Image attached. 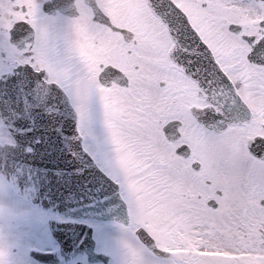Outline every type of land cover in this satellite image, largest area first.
Here are the masks:
<instances>
[{
  "label": "snow or ice",
  "instance_id": "obj_1",
  "mask_svg": "<svg viewBox=\"0 0 264 264\" xmlns=\"http://www.w3.org/2000/svg\"><path fill=\"white\" fill-rule=\"evenodd\" d=\"M86 2L84 34L119 44L103 59L59 17L34 49L0 44L24 162L66 140L103 167L126 214L116 264H264V0ZM10 247L0 264H24Z\"/></svg>",
  "mask_w": 264,
  "mask_h": 264
},
{
  "label": "water",
  "instance_id": "obj_2",
  "mask_svg": "<svg viewBox=\"0 0 264 264\" xmlns=\"http://www.w3.org/2000/svg\"><path fill=\"white\" fill-rule=\"evenodd\" d=\"M57 89L58 85H52L48 91L55 96L58 94ZM18 117H22V114L0 98L1 122L18 140L15 145L0 146V172L18 195L40 208L60 210L71 217L125 221L123 217L126 214L119 210L105 174L96 166H85L78 159L73 160L68 155L71 149L66 140L62 152L51 151L49 145L31 165L25 163L22 154L28 150L25 149L27 145L22 143V130L14 123ZM49 224L61 246L53 253H45L48 261L70 259L82 249L90 257L94 256L93 243L89 239L91 233L85 228L77 225L62 227L61 223L54 221Z\"/></svg>",
  "mask_w": 264,
  "mask_h": 264
},
{
  "label": "flooded vegetation",
  "instance_id": "obj_3",
  "mask_svg": "<svg viewBox=\"0 0 264 264\" xmlns=\"http://www.w3.org/2000/svg\"><path fill=\"white\" fill-rule=\"evenodd\" d=\"M96 2L102 4L104 0H96ZM43 4L44 0H0V44L20 53L34 49L48 27L45 23L46 18L59 17L61 24L66 23L74 33L80 34L79 49L90 62L103 59L101 53L118 51L119 44L115 39L109 37L102 44L96 45L88 35L84 34L81 20L89 16L91 8L86 0H49L46 10L41 7ZM48 82L58 83L54 78L46 81L45 84ZM6 141L13 140L9 130L0 126V144ZM49 218H58V216L34 208L17 198L0 177V237H3L11 245L10 260H18L23 257L24 264H50L41 262L30 254L32 248L41 250L55 248V242L53 246L44 245L45 242L49 243L52 240L48 224H46ZM22 220L28 224H35L31 232L28 235L21 232L20 236L11 234L15 227L19 229L24 227ZM116 224L119 226L122 223L95 222L94 228L95 225L103 227ZM109 235L112 233L109 232ZM75 261L89 264L86 257L82 255L77 256ZM116 261L117 255H113L108 264H116Z\"/></svg>",
  "mask_w": 264,
  "mask_h": 264
},
{
  "label": "rangeland",
  "instance_id": "obj_4",
  "mask_svg": "<svg viewBox=\"0 0 264 264\" xmlns=\"http://www.w3.org/2000/svg\"><path fill=\"white\" fill-rule=\"evenodd\" d=\"M23 221V225L24 227H21L20 229L15 227L12 231H11V234L13 235H18L20 236L21 235V232L22 233H25L26 235H28L31 230L33 229V227L35 226V224H28V222H26L25 220H22ZM109 231L110 233H112V235H108V232ZM97 234V237H98V242L100 243V245L98 244V247L101 246V248L103 250H108L110 253H113L114 255L116 254L117 255V250H118V240L121 236V230H120V227L118 226H106V227H102L101 228V233L96 231ZM52 244V242L50 241L49 243L48 242H45L44 245H48L50 246Z\"/></svg>",
  "mask_w": 264,
  "mask_h": 264
}]
</instances>
